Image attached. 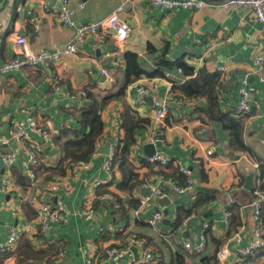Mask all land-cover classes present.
<instances>
[{
	"label": "crops",
	"instance_id": "0c3cea01",
	"mask_svg": "<svg viewBox=\"0 0 264 264\" xmlns=\"http://www.w3.org/2000/svg\"><path fill=\"white\" fill-rule=\"evenodd\" d=\"M14 1L0 0V66L19 53L18 35L35 52L56 50L73 39L78 26L100 21L120 7L131 35L124 44L116 43L112 33L98 44L89 37L77 54L63 57L51 68L24 69L0 77V185L4 179L12 180L1 153L11 150L17 154L11 169L13 189L0 193V241L7 238L9 226H17L35 233L31 243L36 253L44 254L21 258L0 252V264H86L88 259L128 264L136 260L131 248L109 259L106 251L118 248L131 235L153 247V264H177L178 259L184 264H264L263 251L246 260L240 255L254 238L253 195L260 190V162L264 161V82L253 62L264 50V30L250 10L223 8L219 5L223 0H203L210 4L202 9L179 7L166 17V10L152 6L151 0H66L73 11V25H67L48 12V8L61 10L64 0H17L13 17ZM129 54L136 59L129 61ZM131 62L142 71L136 79L131 76ZM183 64L193 72L191 76L184 73ZM217 68L224 72H215ZM202 70L218 76L219 113L244 125L243 140L254 154L234 146L225 124L210 117L207 96L186 97L174 91ZM51 74L60 89L54 87ZM140 88L146 92L141 94ZM243 88L253 97L255 108L251 117L237 119L234 112ZM87 90L100 99L120 92L124 95L100 110L104 128L99 149L81 168L79 163H65L68 142L63 133L75 139L82 131L80 115L86 103L70 95ZM175 95L182 96L186 104L173 102ZM163 103H169L172 112L159 120L154 107ZM130 117L135 126L129 125L134 139L129 161L138 175L132 181L137 185L132 191L122 188L128 179L116 162L111 182L97 193L111 195L118 205L97 201L95 216L88 220L82 212L84 202L94 196V181L109 178L106 164L114 135L121 126L127 138L124 121ZM33 120L49 130L50 138L34 130ZM16 127L25 128L27 138L39 146L41 163L34 168L38 176L34 186L28 175L29 157L12 135ZM147 147L150 153L159 152L184 167L189 176L173 163L168 171L147 164ZM170 175L185 177L190 190L179 193L168 186ZM250 175L254 176V191L246 189ZM154 189L161 190L159 197L171 198L167 214L154 198L142 206ZM42 193L51 205L67 209L66 222L41 228L32 201ZM232 200L240 205L233 208L227 223L226 206ZM155 212H161L164 219L152 228L147 220ZM183 242L204 244L205 249L194 254L183 248ZM221 251L227 252L224 260L218 256Z\"/></svg>",
	"mask_w": 264,
	"mask_h": 264
},
{
	"label": "built area",
	"instance_id": "2783aa9c",
	"mask_svg": "<svg viewBox=\"0 0 264 264\" xmlns=\"http://www.w3.org/2000/svg\"><path fill=\"white\" fill-rule=\"evenodd\" d=\"M12 1V0H11ZM207 1L203 0H187V1H178V0H151L152 6H159L166 10V17L176 8L186 7L190 9H202L207 4ZM64 6L61 10L58 9H49V13L52 15L54 19L58 21V23H64L67 25H73L72 15L73 11L68 9L66 6V0H64ZM219 5L226 9L232 8H247L250 10L254 20L259 23L264 30V0H223ZM123 8L120 7L113 11L110 15L105 17L104 19L96 22H91L89 24H83L78 26L77 31L73 39H71L66 44L62 45L56 50H47L41 52H35L28 40L18 35L16 38V44L20 47L19 53L9 62L0 66V77H5L10 75L13 72H20L24 69H33L39 70L43 67L51 68L55 64H57L63 57L68 55L77 54L82 44L91 37L94 40L95 44L101 42L106 35L113 34L116 43L124 44L131 35V27L129 23L122 16ZM0 21H1V13H0ZM114 32V33H113ZM253 62L256 66V72L259 76L261 82H264V50L258 52L253 58ZM215 72L223 73V68L215 69ZM104 75L109 77V74L104 71ZM166 76H170V73H165ZM54 81V87L56 89H60L61 86L58 81H55V77L51 74ZM141 94L146 92L145 89L140 88L138 90ZM70 94V93H69ZM72 98L76 96L80 98H84L86 96V91L77 92L74 95H70ZM173 102L178 103L179 105L186 104V100L182 96H173L171 97ZM254 99L249 95V92L243 88L241 90V99L236 107L234 115L237 119H246L251 117L254 113ZM154 112L156 117L159 120L167 119L171 112L172 106L169 103H163L155 105ZM31 124L34 130L42 135L45 138H50V132L47 128H44L41 124L31 121ZM118 124H122V120H118ZM13 137L24 146V151L26 155L29 157V171L28 175L32 181L31 186H34L38 182V176L35 172V167L39 166L41 163V158L39 155V146L29 140L26 135V130L23 127H16L12 132ZM124 140V134L121 126L119 127V131L114 135V141L111 146L109 160L106 164V170L108 172L109 178L105 181L96 180L93 183V198H88L84 202L83 215L86 219L91 220L94 218L96 213L95 202H105L110 201L113 202L115 206V199L109 194H98L97 190L108 185L111 182V179L116 171V162L115 156L117 152L121 150L123 145L122 141ZM99 149V143L97 144L96 152ZM1 157L5 163V167L8 169L9 174L12 180L4 179L2 184L0 185V193H8L13 189V174H12V166L16 162L17 154L14 151L8 150L1 153ZM146 163L151 166H160L165 171H168L172 163L176 165V168L185 176H189V172L182 167L181 165H177V163L173 162L171 159L165 157L163 154L157 152L152 156L146 158ZM81 168H84L85 165L79 164ZM166 184L172 187L175 191L179 193H186L190 190V183L188 186L184 187L178 181L173 179H167ZM255 195L257 198L253 199L252 209H253V218L255 222V229L253 232L254 238L249 241V245L247 248L242 249L240 251L241 260H246L250 256H254L262 251H264V194H262L259 190H256ZM161 190L154 189L151 192V195L144 198L142 201V206L148 205V202L152 200L153 197L161 195ZM33 208L36 211V221L41 226V228L46 229L51 223H60L66 222L68 211L67 209L59 204L57 206H53L46 199L44 193L39 194L32 201ZM240 205L238 201L232 200L226 206L225 212V221L229 223L232 212L230 211L235 206ZM164 219V215L161 212H155L147 221L148 224L152 228H156L158 223H160ZM210 227L209 223L205 224V229ZM8 235L4 241H0V251L14 253L17 248L19 241L22 235L28 236L32 242H35V233L31 231L24 232L17 226H9L8 227ZM132 246H139L143 250V256L139 260H132L128 264H153L155 263V254L153 247L148 244L145 239H141L137 236L131 235L127 236L123 242L119 244L118 248H111L106 251L107 258H113L118 255L119 252H128ZM182 246L185 250L194 253L200 254L204 251V244L199 246H194L190 242H183ZM227 252L221 251L219 253V258L224 260ZM86 264H99L98 262L88 259ZM179 264V263H177Z\"/></svg>",
	"mask_w": 264,
	"mask_h": 264
},
{
	"label": "trees",
	"instance_id": "16d2710c",
	"mask_svg": "<svg viewBox=\"0 0 264 264\" xmlns=\"http://www.w3.org/2000/svg\"><path fill=\"white\" fill-rule=\"evenodd\" d=\"M152 49V47H151ZM129 61H134L136 59L135 55L129 54L128 55ZM133 63V62H131ZM133 67V74L135 79L138 78L142 71L138 67L137 64H131L130 68ZM182 70L185 74H190V76L193 74V72L184 64L181 65ZM160 75V74H159ZM131 81H128L127 84L131 83ZM218 82V76L215 74L212 75L211 73L207 71H200L195 77H192L187 83L182 85L181 87L175 88V92H179L182 94V96L186 97H199V96H207L209 100V112L211 118L219 119L225 124V129L229 132L232 138L233 145L236 146L238 149H241L243 151L249 152L250 154H254L246 145L242 137V133L244 130V125L236 121L234 119L229 118L228 116L224 115L223 113H219L218 104H217V97L215 95V86ZM76 94V93H75ZM124 93H116V94H109L105 95L102 99H100L96 94H94L92 91H86V96L83 98L85 100L86 105L82 109L81 115H80V124L82 131H79L74 135L75 139H71L69 137L68 133H63V138H67L66 143V159L65 163H79L83 164L84 162L88 161L91 156L96 152L98 140L102 135L104 124L101 120L100 110L109 104L114 99L120 100L123 98ZM125 122V128L127 132V138L122 141L123 145L121 147V150L117 152L115 156V162L119 163L120 169L123 172V175L126 179H128V182L122 183V188L130 189L131 191L133 188L136 187L137 184L132 183L133 180L138 179V175L135 173L133 166L131 165L129 159H130V153H131V146L134 143V139L132 138V131L129 130V125L133 123V118H127ZM87 129H89V132H87ZM131 131V133H130ZM64 163V164H65ZM176 171V170H175ZM14 174V172H13ZM15 176V175H14ZM170 179L179 181L180 184L183 186H186V178L181 176H175L170 175L167 176ZM260 192L264 194V161L260 162ZM132 183V184H131ZM254 198H257L255 193L253 195ZM233 208L230 210L233 213ZM264 230V228H263ZM26 235H23L21 237L18 248L14 253H8V252H2L4 253V256H19L23 257L24 255L27 257L36 256L37 254L39 256H43V253L35 252L34 245L31 243L32 241L29 240ZM21 249V250H20ZM1 252V251H0ZM264 252V251H263ZM179 264H184V261L181 259H178L177 261Z\"/></svg>",
	"mask_w": 264,
	"mask_h": 264
},
{
	"label": "water",
	"instance_id": "95a60500",
	"mask_svg": "<svg viewBox=\"0 0 264 264\" xmlns=\"http://www.w3.org/2000/svg\"><path fill=\"white\" fill-rule=\"evenodd\" d=\"M17 5H18V1L15 0L14 1V5H13V17L15 16L16 12H17ZM114 33V32H113ZM109 149L110 147H106V149L104 150V153L108 154L109 153ZM149 149L151 150V147H147V152L150 156H152V154L154 153H150L149 152ZM253 179H254V176L253 175H250L247 179V185H246V189L249 190V191H254L255 189V186H254V183H253ZM151 195V193H150ZM155 199V201H157L160 205H162V208H164V212L167 214L168 213V210L165 209L166 206L170 205V203L172 202L171 201V198L169 196H164V197H159V196H156V197H153ZM131 251L134 253L135 255V259L136 260H139L142 258L143 256V251H142V248L139 247V246H132L131 247Z\"/></svg>",
	"mask_w": 264,
	"mask_h": 264
}]
</instances>
